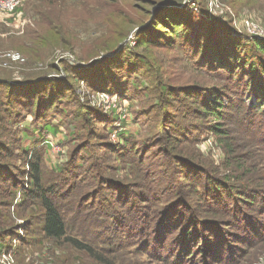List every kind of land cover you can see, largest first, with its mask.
Here are the masks:
<instances>
[{"label": "trees", "instance_id": "16d2710c", "mask_svg": "<svg viewBox=\"0 0 264 264\" xmlns=\"http://www.w3.org/2000/svg\"><path fill=\"white\" fill-rule=\"evenodd\" d=\"M182 2H158L152 9V19L155 20L152 23L160 26L157 32L164 36L162 39L169 37L172 46L177 45L183 50L184 46L189 45L192 58L203 67L202 70H224L226 82L202 83L189 78L171 87L163 83L162 76L152 81L158 96V112L153 114L152 122L153 127L161 131L150 135L148 140L166 155L158 159V170L165 169L161 171L164 174L162 178L158 175V181L150 167L144 165L148 140L141 138L140 141H133L132 133L124 131H119L121 143H107L99 157L96 148L90 153L84 151L83 147H75L69 155L67 153L63 163L52 167L51 172H45L43 153L48 149V141H45V147L39 139L22 146L15 134L12 137L10 112L3 105L15 107V104H19L33 116V121L43 122L51 111L48 110L54 108V102L44 101V91L35 87L48 77L42 75L39 80L25 85L8 77H0V256L21 250L22 243L28 242L29 238L19 231L29 228L33 221L36 222L34 232L40 234V239L34 243L40 245L47 240L55 244L63 240L85 252L98 264H108L102 254L132 256L138 249L144 250L147 256L157 258L155 254L163 251V247H158L161 240L158 236L163 229L166 228L163 241H167L171 239V234L179 235L177 228L188 235L195 221L200 230L206 233L213 231L216 239L214 246L209 247L203 237L201 241L198 237L193 240L192 246L181 241L179 249L186 258L199 254L202 264H236L234 261L245 253L240 252L241 249L245 248L243 250L246 251L262 244L264 175L249 169L253 160L238 153L239 146L232 142L235 139H229L231 132L225 121L228 118L229 123H242L243 132L260 133L264 128V40L238 39L231 34L227 24L195 17L194 13L179 7ZM76 3L83 6L87 1ZM54 7L37 11L39 19L35 22L36 27L30 31V42H25V49L21 50L24 58L17 61L22 62L19 66L27 63L33 67L37 64L42 66L48 54L46 48L58 44L70 45L71 39L66 32L48 16V11ZM21 10L22 7H19L16 12ZM261 11V24L264 26V6ZM114 12H117L116 7ZM145 30L138 29L136 35ZM124 37L113 33L111 38L92 49L89 55L118 48V40ZM151 39L148 36L145 41L138 40H143L147 45L158 44V40ZM97 64L99 60L93 59L87 66L91 69ZM68 67L65 66V70ZM69 69H72L73 75L77 74L71 66ZM78 77L84 79L90 88L96 87V75L90 77L93 82L87 75ZM105 77L112 78L110 69ZM33 78L36 77L29 79ZM115 83L116 87L110 84L105 89L128 92L125 79L120 77ZM64 86L72 97L73 92ZM146 86V81L140 83L142 89ZM22 96L30 103L29 106L24 101L17 102L16 99L22 100ZM3 100L4 103H1ZM174 101L185 105L186 109L180 114H173L168 108ZM76 103L80 109H86L87 118H91L89 115L92 114V118H98V122L108 120L99 110L80 101ZM258 110L259 115L256 114ZM170 115L172 117L166 121ZM208 117L213 121L208 128L227 156V161L220 165L222 169L201 157L193 144L188 145L192 141L189 135L194 122ZM42 129L50 134L57 133V127L49 123H44ZM43 130H36L41 132L36 136L45 133ZM256 141L264 146V135ZM112 155L114 159L121 158L128 166L133 176L131 181H120L115 174L108 173ZM169 171L174 172L173 177L167 174ZM165 177L171 180L168 188L162 185ZM243 179L245 183H242ZM132 182H137L136 187H132ZM16 192L20 200L14 205ZM190 200L194 204H190ZM163 201L169 202V206L155 214L154 207ZM179 206L183 207L181 214L176 211ZM10 207L11 211L8 210ZM10 213L19 217L21 223L10 224L13 217ZM66 214H69V222ZM13 239L19 240L20 244H12ZM222 243L228 244L227 255L223 253ZM130 246L133 249H129ZM179 253L180 250L177 258ZM20 262L32 264L27 260ZM130 262L136 263L132 258ZM71 264L87 263L80 261ZM176 264H180V259Z\"/></svg>", "mask_w": 264, "mask_h": 264}, {"label": "rangeland", "instance_id": "374dc122", "mask_svg": "<svg viewBox=\"0 0 264 264\" xmlns=\"http://www.w3.org/2000/svg\"><path fill=\"white\" fill-rule=\"evenodd\" d=\"M77 1L80 0H21L22 10L19 16L0 11V77H8L12 81L22 82L24 85L31 84L44 75L48 77L35 87L37 90L44 91V99H46L44 101L54 102V108L48 110L51 111L43 122L33 121V116L27 113L25 109L23 110L19 104H15V107L3 105V108L8 109L10 112V121L13 124L12 137L15 134L16 136L14 137L20 141L22 146L31 144L35 139H39V141H43L44 145L42 146L45 147V141H50L47 137L53 136V139H51L52 146L48 143V149L43 153L45 172H51L52 167L55 168L56 165L63 163L67 153L69 155L70 151L75 147H83L84 151L90 153L92 149L96 148L99 157L102 155V149L107 143H121L119 132L114 139L109 133L116 114H106L101 108L92 106L85 99L86 90L108 91L105 88L109 87L110 84H113L114 87L117 86L115 80L120 77L123 80L125 79L128 87L127 93H121L117 90L115 92L111 91L117 94L119 105L122 108H125L124 104L127 105L126 110L129 113L126 127L120 130L132 133L134 136L133 141H140L141 138L148 140L150 135L161 131L160 128L155 129L152 122L153 114L158 112L157 90L152 82L154 79L162 76L163 83L171 87H176L179 82L183 83L185 79L189 80V78L191 81L196 79L202 83L221 84L226 82L223 77L225 75L224 70H202L203 67L200 64H196V59L192 58L193 52L189 45L184 46L183 51L177 45L172 46L169 37L166 36V38L162 39L164 36L161 32H157L160 26L155 22L152 23L155 21L152 19V9L158 2L164 0H86L87 4L83 6L76 3ZM51 3H55L51 5L55 7L53 10L48 11V16L59 23L63 31L66 32L71 39L70 45L58 44L51 48H46L45 52L48 54L43 59L44 63L42 66L37 64L33 67L28 63L19 66L18 64L22 62H17V59L13 60L7 57L6 54L14 52L24 58L21 50L25 49V42H30V31L36 27L35 22L39 19L37 11L48 9V7H51L49 6ZM181 6L185 11L194 13L195 17H203L209 22L215 21L216 23L227 24L231 29L232 35L235 32L238 35L239 33L240 35L241 33L245 34L243 28L245 19L258 23L262 27L263 15L261 10L262 6H264V0H183L179 7ZM114 7H116L117 12L112 13ZM142 28H146V30L137 36V30ZM113 33L125 36L122 40H118L117 50L99 51L89 55L92 49L97 48L103 41H106L105 39L111 38ZM148 36L149 39L158 40V44L155 42L150 43V45L145 44L144 41ZM25 39L26 41H24ZM238 39L245 40L241 37H238ZM11 45L17 47L13 48ZM100 56L102 57L99 59ZM93 59L99 60V64L90 69L87 64ZM194 64L197 66H194ZM65 66H71L77 74L73 75V71L69 67L67 68L68 70H65ZM109 69L112 73V78L105 77ZM134 72L135 74H133ZM244 73L245 75L247 74L246 69ZM83 75H87L89 78L96 75V79H94L96 87L90 88L84 79L78 77ZM33 76L36 78L29 79ZM90 79L93 82V79ZM81 81H84L83 84ZM101 81H104V85ZM142 81H146L147 86L145 89L140 87ZM64 85L69 88L70 92H73L72 97L70 96L71 94L69 95V91L68 93L66 92ZM21 99L17 98L16 100L18 103L24 101L26 102L25 105L29 106L30 103H27L24 96ZM75 100L99 110L108 120L98 122V118L93 119L92 114L89 115L91 118H87L86 109H80L76 105ZM1 103H4V100ZM168 109L173 114H180L186 107L178 101H174ZM256 114L259 115V110ZM170 117L172 116H167L166 121ZM225 122H227L226 127L231 132L229 139H235L232 142L239 146L238 153L252 158L253 163L249 166V169L264 175V146L256 141L264 135V128L261 129L262 132L260 133L255 131L243 132L241 130L242 123H229L228 118ZM44 123L56 126L57 133L50 134L44 131L42 129ZM211 123L213 121L210 117L194 122L195 126L189 135L194 143L191 141L188 145L193 144L201 157L222 169L220 165L222 162L227 161V156L214 133L208 128ZM38 129L43 130L45 133L36 136L37 133H41L36 132ZM147 142L148 145H145V148L148 150L145 152L146 160L144 165L150 167L149 170L158 181V175L162 178L164 174L161 171H165L164 168L158 170V159L165 158L166 155L163 151H159L157 146H153L154 143H151L150 140ZM138 147H140V144ZM111 161V170L108 173L115 174L120 181L132 180V173L129 171L128 166L122 162L121 158L114 159L112 155ZM167 174L173 177L174 172L169 171ZM245 181L243 179L242 183H245ZM170 182L171 180L165 177L162 180V185L168 188ZM136 183L132 182V187H136ZM14 197L13 204L16 205L20 200L19 193L16 192ZM189 203L194 204L191 200ZM168 204L169 202L167 201L156 204L154 213L156 214L159 210L165 209L169 206ZM182 208V206H179L176 211L181 214ZM8 210L11 211V207ZM11 216L13 217L10 224L21 223L19 217L12 214ZM66 217L69 222V214H66ZM35 223L33 221L29 228H22L19 231L26 238H29L28 242H23L21 250L16 249L17 253L0 256L1 264H22L20 260L23 262L27 260L32 264H71L80 261L87 264H98L90 259L85 252L72 247L63 240L57 241L55 244L47 240L40 245L34 243L40 239V234L33 230ZM157 226L156 224L155 227ZM165 230L166 228L158 236L161 239L158 241V247H163V249L161 248L163 251L155 254L157 258L147 256L144 250L139 249L135 250L132 256L127 254H102V258L108 264H132L130 258L136 261L135 264H176L177 259H180V264H202L199 254L186 258L187 256L182 253V249H179L181 241H184V244L188 246H192L193 240L200 237L201 241V237H203L209 247L210 245L214 246V241H216L212 235L213 231L206 233L202 229L200 230L196 225V221L190 228V232L188 231V235H185L184 230L177 228L179 235L176 233L171 234V239L168 238L167 241H163ZM179 236H181L180 244ZM11 243L20 244L19 240L16 239L11 240ZM222 244L224 245V243ZM31 245L35 246L32 247ZM227 248L228 244H225L223 246L224 255H227ZM129 249H133L132 246ZM243 249L240 252L245 253L240 254L242 256L238 257L234 263L264 264V241L254 248H248L246 251ZM179 250L180 255L177 258Z\"/></svg>", "mask_w": 264, "mask_h": 264}, {"label": "built area", "instance_id": "2783aa9c", "mask_svg": "<svg viewBox=\"0 0 264 264\" xmlns=\"http://www.w3.org/2000/svg\"><path fill=\"white\" fill-rule=\"evenodd\" d=\"M22 2L21 0H0V11L5 12L6 14L11 15H20V11L16 12V10L21 7ZM262 25V24H261ZM243 28L245 30V34L243 33H234L233 35L241 38H244L245 40H249L252 38H260L264 40V26L258 25V23H254L253 21L249 19H245L243 21ZM7 57L12 58L13 60L17 59L16 61H23V58L18 54L14 52H8ZM72 58V56H71ZM82 64V63H77ZM84 81H81L83 84ZM84 87V86H83ZM82 87V88H83ZM85 99L91 103L92 106L101 108L104 113H112L116 114V117H114V121L111 124V131H109L110 136L112 139L116 138L118 135V132L121 131L120 129L126 127V124L129 119V113L126 110V104H124L125 108H122L119 104L118 96L116 93L108 92V91H91L86 90L85 93ZM83 100V99H81ZM125 101V100H123ZM114 116V115H113ZM48 143L50 142L47 140ZM52 146V142L50 143Z\"/></svg>", "mask_w": 264, "mask_h": 264}, {"label": "crops", "instance_id": "0c3cea01", "mask_svg": "<svg viewBox=\"0 0 264 264\" xmlns=\"http://www.w3.org/2000/svg\"><path fill=\"white\" fill-rule=\"evenodd\" d=\"M50 135V134H49ZM52 136V135H51ZM51 136H48L47 138L48 139H50V142L49 143H51V139H53V136L51 137ZM54 138H56V137H54Z\"/></svg>", "mask_w": 264, "mask_h": 264}, {"label": "water", "instance_id": "95a60500", "mask_svg": "<svg viewBox=\"0 0 264 264\" xmlns=\"http://www.w3.org/2000/svg\"><path fill=\"white\" fill-rule=\"evenodd\" d=\"M102 56L99 57V59L101 58Z\"/></svg>", "mask_w": 264, "mask_h": 264}]
</instances>
